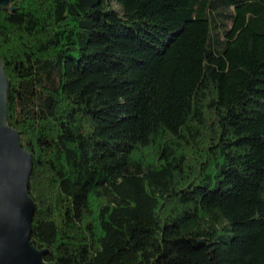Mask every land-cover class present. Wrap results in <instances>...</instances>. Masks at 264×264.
I'll use <instances>...</instances> for the list:
<instances>
[{
  "label": "trees",
  "instance_id": "trees-1",
  "mask_svg": "<svg viewBox=\"0 0 264 264\" xmlns=\"http://www.w3.org/2000/svg\"><path fill=\"white\" fill-rule=\"evenodd\" d=\"M7 124L55 264H264V0H14Z\"/></svg>",
  "mask_w": 264,
  "mask_h": 264
},
{
  "label": "water",
  "instance_id": "water-1",
  "mask_svg": "<svg viewBox=\"0 0 264 264\" xmlns=\"http://www.w3.org/2000/svg\"><path fill=\"white\" fill-rule=\"evenodd\" d=\"M14 0H0L8 8ZM8 82L0 68V264H55L45 261L46 251L31 242L36 212L29 195L33 156L20 133L7 124Z\"/></svg>",
  "mask_w": 264,
  "mask_h": 264
},
{
  "label": "rangeland",
  "instance_id": "rangeland-1",
  "mask_svg": "<svg viewBox=\"0 0 264 264\" xmlns=\"http://www.w3.org/2000/svg\"><path fill=\"white\" fill-rule=\"evenodd\" d=\"M0 68L2 69V74H3V78H4V80L7 82V79H6L5 73H4V71H3V67H2L1 59H0Z\"/></svg>",
  "mask_w": 264,
  "mask_h": 264
}]
</instances>
